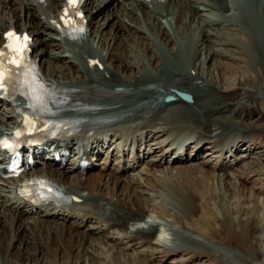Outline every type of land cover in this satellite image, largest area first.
Segmentation results:
<instances>
[{
  "label": "bare ground",
  "instance_id": "6f19581e",
  "mask_svg": "<svg viewBox=\"0 0 264 264\" xmlns=\"http://www.w3.org/2000/svg\"><path fill=\"white\" fill-rule=\"evenodd\" d=\"M66 1L0 0V46L10 29L34 36L33 56L40 64L44 78L58 91L55 93L59 118L73 124L60 145V150L68 151L69 155L62 154L59 162L54 161L56 153L52 148L55 142L52 141L46 149L45 144L34 148V160L28 165V171L18 177H6L8 161L5 153L0 152V264L39 263L41 258H49L53 246L59 256L66 237H70L74 244L78 242L73 253L78 257L85 253L84 264L106 260L104 255L108 253L116 258V264H143L144 260L166 252L193 254V248H201L204 242L191 233L199 232L211 237L216 230L213 224L218 220L216 214L205 207L206 200L214 198L220 191L236 189V182L229 177L249 180L238 176L242 164L253 157V143L249 140L252 129L237 125L245 112L235 109L231 114L233 120H228V115H220L217 120H201L193 116L190 124L173 122L175 120L170 115L161 118L178 104H201L200 92L196 90L204 89L207 84L202 76L196 79L183 76L180 81L170 77L169 83H162L164 94V91H158L160 86L157 85L142 89L148 92H133L135 95L142 93L140 98L156 96L155 99L142 104L124 102L126 95L132 92L131 88L137 90L153 82L141 74L145 64L135 66L137 74L129 75L125 68L127 63L121 57L124 49L120 44L125 40L121 30L130 35L145 32L144 28L137 25L132 28L126 23V18L120 22L118 15L122 0H86L83 11L90 16L87 31L76 39H70L59 24ZM177 1L166 0L168 5L160 4L158 8L154 4L158 0H130L128 4L135 2L146 10L154 25L160 21L158 27L163 37L172 39L169 29L162 26L159 15L169 17L168 21L175 19L178 24ZM223 1L226 3L223 9H228L226 12L216 10L213 0H202L208 13L200 14V9L194 8L191 16L197 19L199 34L203 35L197 50L202 51L205 46L215 53V47L210 48L208 41L217 43L213 38L220 36L222 28L236 29L233 23L235 15L242 9L249 12L250 0H232L239 6L228 4L229 0ZM115 5L119 6L117 10H114ZM111 9L109 16L104 17L105 23L111 25V30L116 27L115 32L118 33L110 37L106 47L103 30L91 29L95 25L94 18ZM115 19L117 26L116 22L112 23ZM210 35L212 38H208ZM88 42L93 46L96 44L99 52L89 51ZM66 43L79 53V62L73 60ZM169 52L176 53L174 47H169ZM10 55L12 58H9L8 65L17 64L15 56ZM153 59V70L159 73L161 68L156 56H150V64ZM47 65L51 69L45 71ZM111 80L116 81L115 85L128 89L109 85ZM194 80L198 82L193 83ZM173 88L191 93L194 101H185L171 90ZM167 94L177 95V100L172 103L161 101ZM29 101L25 95L8 98L5 91H0V136L14 132L22 124L21 117L24 111L29 110ZM222 110L219 113H224ZM233 125L237 127L224 132ZM184 126L194 128L196 133L187 138L186 133H181ZM188 148L192 149L193 155L188 156ZM170 153L174 155L169 158H176L177 163L189 162L178 167L176 174L170 171L173 169L168 158ZM29 158L30 152L24 154L25 164ZM83 159L89 164L86 169L82 166ZM141 166L142 171L148 174L138 171ZM95 169L97 173L89 177ZM130 174L133 180L125 181ZM138 174L140 177L134 179ZM40 177L51 180L64 199L38 203L22 196L21 186ZM191 178L200 179L202 188L211 183L212 189H201L197 195L195 192L199 190L187 183ZM177 180L182 185L173 183ZM168 184L173 185L170 198L162 192L171 187ZM253 187L257 189L255 185ZM174 189L178 192L175 193ZM239 190L244 192L248 189L241 185ZM263 206L264 200H256L252 209ZM57 239L58 243L55 242Z\"/></svg>",
  "mask_w": 264,
  "mask_h": 264
},
{
  "label": "rangeland",
  "instance_id": "374dc122",
  "mask_svg": "<svg viewBox=\"0 0 264 264\" xmlns=\"http://www.w3.org/2000/svg\"><path fill=\"white\" fill-rule=\"evenodd\" d=\"M213 1L216 10L221 12H226L228 10L223 9L225 1ZM129 2L130 0H122L123 5L118 15L120 22L123 18H126L127 22H125L131 25L132 28H135L137 25L144 28L145 32L138 31L137 33L133 32L127 35L128 33L126 31L121 30L125 39L120 44V47L124 49L122 50L121 57L127 63L125 64V68H127L129 75L137 74L138 71L135 66H138V64H145L146 67L141 74L145 79H152L153 82L146 86H142L143 88H136L137 90L131 88L132 92L126 95V98H124L126 101L124 100V102H139L142 104L143 102H148L149 99H155L154 97L156 96L140 98L142 93H137L136 95L134 93L148 92L142 89L152 87L153 85L160 86L158 88L160 92V90L163 89L162 83H169L168 78L170 77H173L176 81H180L183 76L190 77L191 79L202 76V78L206 80L204 83L207 84L204 89L197 88L196 90V92H200L199 101L201 104L195 105L196 107L193 106V103L189 105L178 104L165 114H162L161 118L170 115L173 120H175L173 122L179 123L186 121L188 124H190V120H193V116L200 117L201 120L210 118L217 120L220 115H228L227 119L233 120L231 114L235 109L240 108L245 112V115L242 119L238 120L237 125L250 127L252 129L249 140L253 143V157L247 159V161L242 164L241 170L238 173V176H244L245 179L247 178L249 180L243 181L237 176H233L234 179L229 177L233 182H236V189L233 188L230 192L220 191L215 193L214 198H208L206 200L205 207L208 206L207 209H211L214 214H216L218 220L213 224V228L216 229L214 230V235L210 237L204 236L199 232H193L191 233L192 235L197 237L202 243L204 242L203 245H200L201 248H193V250H195L193 254L192 252L181 253L178 250V252L159 253L153 258L150 257L144 260L145 262L142 263L264 264V206L258 209H252L254 201L264 200V0H250L249 12L247 13L242 9L240 13L233 17V23L236 25V29L222 28V30H220V36L213 38L217 43L211 40L208 41V46L210 48L213 46L215 47V53L213 50L208 51V47L205 49V46L204 49H201L202 51L197 50L198 46L202 43L201 40L203 35L199 34L197 19L195 20L191 14L194 13L193 10L197 7L198 10L200 9V14L209 12L202 0L195 2L194 0H178L176 3L177 11L180 14L178 24L175 19L174 21H168L169 17L167 18L159 15L160 19H162V24H164L162 26H166L167 29H169L173 37L172 39L171 37L167 38V36L163 37L159 28L160 21L154 25V22H152L154 20L151 19L150 21L149 14L146 13V10L135 2L128 4ZM232 3L235 6L240 5L236 4V2L234 4L232 0L228 1V4L232 5ZM154 4L157 8L160 7V4L161 6L163 4L165 6L168 5L166 0H158V3ZM118 7V5H115L114 10H117ZM132 8H134L135 11ZM112 9L104 11L105 13H102V15L96 16L94 18L95 25L91 29L92 31H97L99 28L103 30L102 32L104 33V38L107 43L106 47L108 46L110 37L118 33L117 31L115 32L116 27L111 30V25L109 26L108 22L105 23L104 17H108ZM126 12L129 14L124 16L127 14ZM115 22L117 26V19L112 21L114 24ZM227 24L228 22L225 23V25ZM208 38H212V36L210 35ZM198 41H200L199 45L197 44ZM95 45L93 46L92 43L88 42V50L98 53L99 51ZM65 46L70 49L71 52H69V54L74 56L73 60L79 62L80 55L74 50V47L68 43H66ZM168 46L170 48L174 47L176 53H170ZM150 56L157 57L161 68L159 73L153 70L154 59L152 60V64H150ZM211 58H213V60ZM50 67V65H47L45 71L51 69ZM193 68H197V70L194 71ZM107 77H110V75H107ZM198 80H194L193 83L198 82ZM115 83L116 81L114 80L108 82L109 85H115ZM115 88L121 90L128 89L125 86L119 85H115ZM177 107H179V109ZM222 108L224 109L222 110L224 113L221 114L219 111ZM237 125H233L232 128L226 127L227 129L224 132H230L236 128ZM213 129H215V127ZM238 130L240 131V129ZM195 131L194 128L184 126L181 133H186L187 138H189V136H193L196 133ZM187 153L188 156L193 155L192 149L188 148ZM171 154L172 153L168 155V158L174 155ZM175 156L177 157V155ZM169 159L173 167L170 171L175 174L178 172V167H182V165L184 166L189 163H177L176 158ZM210 166H205V168L211 169ZM139 170L144 172L142 173L144 175L148 174L142 171V166L138 171ZM96 171L98 170H93L89 177L93 176L92 174H94V172L96 174ZM152 174L153 173L150 175ZM140 175H136L134 179L140 177ZM126 178L125 181L133 180L132 174H130V176L127 175ZM200 182L198 178H191L187 181L189 186L191 185L194 189L199 190L195 192L197 195L200 193L201 189H212L213 185H211V183L207 184L205 188H202L199 185ZM173 183L177 186L182 185L178 180L173 181ZM168 185L171 187L166 189L167 192L162 190L166 198H170L169 193L172 194L173 190V185ZM241 185H245L248 190L244 192H242V190L240 191L239 187H241ZM254 185L259 190L255 189L253 187ZM120 189L122 188L120 187ZM174 192L177 193L178 189H174ZM202 206H204V203ZM55 242L58 243V239ZM75 244L78 245V242ZM75 244L70 237H66L64 244L61 245L62 255L60 253L58 256L56 254L57 248L53 246V252H51L48 259L44 257V259L41 258V262L39 263L24 261L23 264H84L83 261L87 256H84L85 253H82L81 257H78V254L73 253L75 251ZM104 257L106 260L104 258L101 262L97 260V264H116V258L112 254L108 253L107 256L104 255Z\"/></svg>",
  "mask_w": 264,
  "mask_h": 264
},
{
  "label": "water",
  "instance_id": "95a60500",
  "mask_svg": "<svg viewBox=\"0 0 264 264\" xmlns=\"http://www.w3.org/2000/svg\"><path fill=\"white\" fill-rule=\"evenodd\" d=\"M173 92H175L177 95L181 96L182 98L186 99L187 101H192V99H193V95L188 93V92L180 91L177 89H174ZM164 100H165V102L169 103V102L176 100V97L173 95L167 94L164 97Z\"/></svg>",
  "mask_w": 264,
  "mask_h": 264
},
{
  "label": "snow or ice",
  "instance_id": "6c2138e0",
  "mask_svg": "<svg viewBox=\"0 0 264 264\" xmlns=\"http://www.w3.org/2000/svg\"><path fill=\"white\" fill-rule=\"evenodd\" d=\"M69 2L71 3V4H75L76 2H77V0H69ZM8 37H14L15 36V34L14 33H7L6 34ZM15 39H19V37H15ZM3 50H0V56H3ZM2 80H3V73H0V87H2L3 86V84H2Z\"/></svg>",
  "mask_w": 264,
  "mask_h": 264
}]
</instances>
